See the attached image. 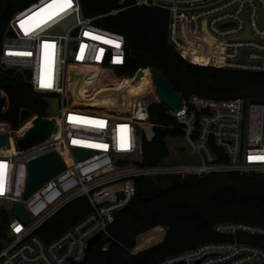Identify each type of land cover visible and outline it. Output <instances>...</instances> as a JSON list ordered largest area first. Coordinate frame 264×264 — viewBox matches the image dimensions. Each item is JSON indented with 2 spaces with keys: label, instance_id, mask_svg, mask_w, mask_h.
Returning a JSON list of instances; mask_svg holds the SVG:
<instances>
[{
  "label": "built area",
  "instance_id": "2783aa9c",
  "mask_svg": "<svg viewBox=\"0 0 264 264\" xmlns=\"http://www.w3.org/2000/svg\"><path fill=\"white\" fill-rule=\"evenodd\" d=\"M51 3L53 0H35L16 11L2 42V66L15 67L34 91L47 96L50 107L44 118L56 121L59 131L20 151L18 139L34 124L37 115L28 120L32 124L25 130L28 121L19 129H12L9 122L2 121L7 128H0V132L9 134L7 147L14 150L0 149V204L10 213L0 264L81 263L93 237L99 234L95 242L103 234L111 237L110 226L117 212L132 201L134 178L139 175L185 177L216 172L264 175V159H252L264 157V99L252 101L253 97L183 96L181 108H169L183 133L166 140H176V148L185 149L178 142L186 139L195 159L171 163L165 158L155 166L139 165L145 138L153 139L148 128L155 131L156 126L151 120L150 105L160 99L156 94L151 99L145 92L131 94L120 87L123 79L133 81L136 75V72L120 73L127 63L125 35L97 24L96 17L86 16L81 0H70L68 7L55 11L50 18L48 13H41L29 19ZM135 3L169 12L168 40L185 60L264 72V0H135ZM73 15L76 20L64 28L63 22ZM21 21H25L24 27ZM29 27L31 31L26 32ZM9 28L14 34H7ZM149 68L146 71L150 76ZM26 69L31 70L30 78ZM152 92L155 93V86ZM53 98L59 101L57 113L52 112ZM54 148L62 154L67 168L23 199L29 160ZM75 148L92 152L81 158ZM122 161L129 164L122 166ZM77 197L89 200L91 212L52 242L43 240L37 230ZM18 201L31 214L28 222L11 211ZM155 228H160L159 235L152 240L148 232ZM166 228L156 226L138 235L131 252L163 241ZM215 230L231 238L202 243L157 264H264V246L240 239L264 237V226L221 222ZM110 246L106 241L102 249L107 251Z\"/></svg>",
  "mask_w": 264,
  "mask_h": 264
},
{
  "label": "trees",
  "instance_id": "16d2710c",
  "mask_svg": "<svg viewBox=\"0 0 264 264\" xmlns=\"http://www.w3.org/2000/svg\"><path fill=\"white\" fill-rule=\"evenodd\" d=\"M34 1L0 0V57L11 17ZM81 4L84 14L96 17L97 24L125 35L127 63L120 70L122 75L158 67L185 98L199 95L218 99H264V72L219 68L185 60L169 43L167 10L138 5L135 0H81ZM3 92L9 96L10 105L0 115V123L9 122L12 129H19L35 115L36 122L48 113L47 96L34 91L21 73L9 76L0 72V97ZM150 112L156 125L155 136L144 140L143 159L139 163L143 167L155 166L167 158L170 149L166 138L183 133L163 102L153 101ZM134 179V197L128 206L117 212L110 226L111 237L103 234L79 264H157L202 243L230 239L215 230L221 222L264 226V175L216 172L185 177L139 175ZM160 180L166 183L159 184ZM91 210L86 197L74 198L47 219L37 234L46 242H52ZM9 222L10 213L0 207V242L6 238ZM156 226L169 228L164 240L132 253L138 235ZM241 238L264 246L262 236ZM106 241L111 246L104 251L102 245Z\"/></svg>",
  "mask_w": 264,
  "mask_h": 264
},
{
  "label": "water",
  "instance_id": "95a60500",
  "mask_svg": "<svg viewBox=\"0 0 264 264\" xmlns=\"http://www.w3.org/2000/svg\"><path fill=\"white\" fill-rule=\"evenodd\" d=\"M76 20V16L73 15L69 19L63 22L64 28ZM77 32V29L74 33ZM8 35L14 34L12 28L7 31ZM150 78L155 86V94L158 96L161 102L167 105L173 110H177L182 107L183 95L177 91L170 80L163 74V72L158 67H150ZM0 72L9 76H15L17 74V69L15 67L4 68L0 61ZM27 78L31 77V70H25ZM146 74V68H141L136 72L133 81H138ZM252 101H257V99L252 98ZM10 100L9 96L3 92L0 97V115L5 113L9 108ZM59 108L58 98H53L52 100V112L57 113ZM59 131V124L50 118H39L34 124L28 129L24 136L18 139V150L23 151L29 147L35 146L45 139H48L52 134H56ZM150 136H155V131L152 127L148 128ZM10 145V137L7 132H0V149L5 148ZM75 153L84 158L88 156L92 150L85 148H75ZM67 168L66 162L58 149H51L47 152L39 154L31 158L28 162V174L25 186V192L23 194V199H28L33 193L39 190L43 185H45L50 179L61 173ZM123 196V192L119 193ZM12 213L24 222H28L31 218V214L28 212L25 204L22 201H18L12 208ZM167 231L169 228H166ZM99 234L93 237L90 241V246H92Z\"/></svg>",
  "mask_w": 264,
  "mask_h": 264
},
{
  "label": "rangeland",
  "instance_id": "374dc122",
  "mask_svg": "<svg viewBox=\"0 0 264 264\" xmlns=\"http://www.w3.org/2000/svg\"><path fill=\"white\" fill-rule=\"evenodd\" d=\"M153 88H154V84H153V81L151 79V86L149 88L150 91L148 90V92H145L147 94L148 98H151V99L155 98V93L152 92ZM179 141L180 142H178V143L181 144L182 146H185V149H182V148H178L177 149L176 146H175L176 140L169 139L168 143H169V147H170V156H169V158H167L166 162L186 163V162H189L192 159H195L194 154L191 153L190 148H189V146L187 144V140L186 139H182V140H179ZM13 150H14V147L12 149L9 148V149L5 150V152H10V151H13ZM125 160H127V159H125ZM129 160L131 161V159H129ZM128 162L129 161H122L120 164L122 166H126V165L129 164ZM164 183H166V180H162V181L160 180L159 181V184H164ZM1 206L2 205L0 204V207ZM159 229L160 228H155V229H152L150 232H148L149 238H151L152 240H156L158 235H159ZM140 235L141 234H139V236ZM5 241H6V238H3L2 241L0 242V246L2 245V247H3ZM138 252L135 251L134 253H138Z\"/></svg>",
  "mask_w": 264,
  "mask_h": 264
},
{
  "label": "bare ground",
  "instance_id": "6f19581e",
  "mask_svg": "<svg viewBox=\"0 0 264 264\" xmlns=\"http://www.w3.org/2000/svg\"><path fill=\"white\" fill-rule=\"evenodd\" d=\"M150 86H151V78L148 74V70L146 71V74L138 81L135 82L128 78H125L122 80L121 85H120V87H124L125 89H128V91L131 94H141L143 92H148ZM99 102H101V100H98V103ZM31 124H32V121L27 122L24 125L23 130L27 129L29 126H31ZM0 128L5 129L7 128V125L5 123H0ZM9 148L10 147H6L4 149H1V151H5ZM63 153L66 155V150L63 149Z\"/></svg>",
  "mask_w": 264,
  "mask_h": 264
},
{
  "label": "snow or ice",
  "instance_id": "6c2138e0",
  "mask_svg": "<svg viewBox=\"0 0 264 264\" xmlns=\"http://www.w3.org/2000/svg\"><path fill=\"white\" fill-rule=\"evenodd\" d=\"M69 5L70 0H53V3L47 5L46 8H43L39 12L35 13L33 17H29V19H34L35 16H40L41 13H48V18H50L51 15L55 14V11H62L65 7H68ZM24 25L25 21H21V27H24ZM25 31H31V27L26 28ZM42 86L50 87L51 85L42 83ZM252 159H264V157H252Z\"/></svg>",
  "mask_w": 264,
  "mask_h": 264
},
{
  "label": "crops",
  "instance_id": "0c3cea01",
  "mask_svg": "<svg viewBox=\"0 0 264 264\" xmlns=\"http://www.w3.org/2000/svg\"><path fill=\"white\" fill-rule=\"evenodd\" d=\"M168 142V141H167ZM168 146H169V143H168ZM169 149H170V147H169ZM170 156V155H169ZM169 156L167 157V158H169ZM167 158H166V160H167Z\"/></svg>",
  "mask_w": 264,
  "mask_h": 264
}]
</instances>
